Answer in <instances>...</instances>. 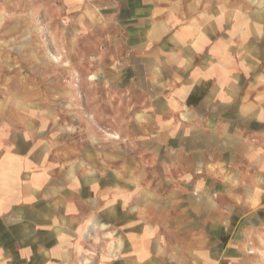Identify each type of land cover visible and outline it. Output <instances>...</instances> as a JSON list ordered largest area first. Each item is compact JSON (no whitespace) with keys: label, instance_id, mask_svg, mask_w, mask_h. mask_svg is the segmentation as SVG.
<instances>
[{"label":"crops","instance_id":"crops-1","mask_svg":"<svg viewBox=\"0 0 264 264\" xmlns=\"http://www.w3.org/2000/svg\"><path fill=\"white\" fill-rule=\"evenodd\" d=\"M57 1L136 102L155 183L125 157L53 156L30 115L0 106V264L258 260L246 245L264 228V0Z\"/></svg>","mask_w":264,"mask_h":264},{"label":"rangeland","instance_id":"rangeland-1","mask_svg":"<svg viewBox=\"0 0 264 264\" xmlns=\"http://www.w3.org/2000/svg\"><path fill=\"white\" fill-rule=\"evenodd\" d=\"M59 7L57 0L0 1V106L17 108L19 119L30 115L53 156H108L120 159L115 169L125 157L131 169L145 170L143 183L152 189L154 164L137 159L144 136L133 129L136 102L106 83L107 69L92 62L90 37ZM248 235V251L258 255L251 264H264V228Z\"/></svg>","mask_w":264,"mask_h":264}]
</instances>
